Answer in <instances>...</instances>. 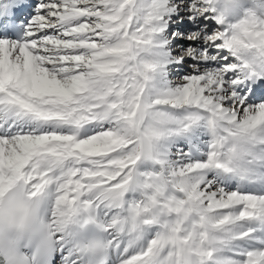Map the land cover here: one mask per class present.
<instances>
[{
  "label": "snow or ice",
  "instance_id": "obj_1",
  "mask_svg": "<svg viewBox=\"0 0 264 264\" xmlns=\"http://www.w3.org/2000/svg\"><path fill=\"white\" fill-rule=\"evenodd\" d=\"M0 264H264V0H0Z\"/></svg>",
  "mask_w": 264,
  "mask_h": 264
}]
</instances>
